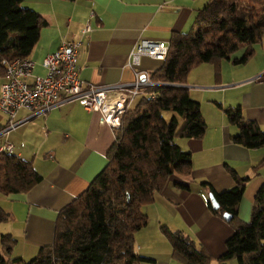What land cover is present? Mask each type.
<instances>
[{
	"label": "crops",
	"instance_id": "1",
	"mask_svg": "<svg viewBox=\"0 0 264 264\" xmlns=\"http://www.w3.org/2000/svg\"><path fill=\"white\" fill-rule=\"evenodd\" d=\"M209 1L25 0L24 7L40 12L47 20L29 55L36 62L31 79L46 74L44 58L68 37L83 42L80 77L87 84L133 82L136 71L151 73L164 64V60L145 55L139 65L131 66L137 42L141 38L170 42L174 32L192 28L197 12ZM88 21L92 30L83 32ZM228 65L222 61L203 63L192 71L186 84L195 89L190 94L201 103L208 127L201 138L176 139L192 152V175L188 179L173 177L156 194L154 202L144 206L149 223L137 233L136 247L155 262L139 264H182L173 255L162 226L184 231L213 256L214 263H220L218 259L226 252V241L235 233V227L211 210L210 190L203 182H209L217 191L233 188L236 181L231 169L241 178H249L239 217L242 222L252 217L255 197L264 185V164L260 165L264 147L248 148L237 143L234 136L239 128L228 120L225 108L241 105L246 118L256 120L264 130V59L252 70H236L225 79L223 72ZM0 77L4 78L2 72ZM29 115L27 110H19L15 120L20 124L0 138V143L14 144L13 153L31 162L42 175V180L27 192L9 196L0 193V205L10 213V234L17 237L14 255L24 259L29 252L38 256L43 245L53 244L60 211L105 169L117 131L101 123L100 112H89L78 101L64 102L47 115ZM7 123V115L0 110V127L4 129ZM179 181L189 188L181 187Z\"/></svg>",
	"mask_w": 264,
	"mask_h": 264
},
{
	"label": "trees",
	"instance_id": "2",
	"mask_svg": "<svg viewBox=\"0 0 264 264\" xmlns=\"http://www.w3.org/2000/svg\"><path fill=\"white\" fill-rule=\"evenodd\" d=\"M25 0H0V71L8 61L31 54L47 24L38 11L23 6ZM73 1V0H71ZM264 36V0H210L187 32H174L167 58L151 72L157 82L172 85L156 89L157 99L142 96L124 117L120 140L109 150V162L89 188L60 211L53 244L43 245L37 257L26 261L14 255L17 240L10 233L0 235V264H139L155 262L137 251L136 235L149 223L144 206L153 203L173 177L192 175V152L180 146L178 137L201 138L208 123L201 103L186 86L193 69L203 63L231 60L248 62L255 44ZM245 54L238 58L239 49ZM221 105V103H218ZM166 112L173 117L167 119ZM228 120L237 125V143L248 148L264 147V130L248 119L241 105L225 108ZM2 127H0V131ZM264 164V160L260 165ZM230 173L233 188L217 191L209 187L220 204L214 214L231 215L235 233L226 241V252L218 259L227 264H264V185L258 191L249 222H242L239 206L249 178ZM42 180L31 162L16 154L0 153V193L9 196L27 192ZM189 188L184 182H177ZM10 213L0 205V223ZM173 255L182 264H209L213 256L182 230L162 226Z\"/></svg>",
	"mask_w": 264,
	"mask_h": 264
},
{
	"label": "built area",
	"instance_id": "3",
	"mask_svg": "<svg viewBox=\"0 0 264 264\" xmlns=\"http://www.w3.org/2000/svg\"><path fill=\"white\" fill-rule=\"evenodd\" d=\"M91 15H94L92 12ZM92 30L88 21L83 32ZM81 39L64 37L59 48L49 53L43 60L46 68L44 76H35L36 62L30 58L18 57L5 65L0 96V110L7 115L8 123L0 131V138L15 129L20 121L15 117L19 110L29 112V117L47 115L53 108L67 101H78L89 112H100L101 123L116 131V142L124 130V117L139 97L150 96L157 99L156 89L172 85L157 82L148 71L135 72V80L129 83L96 85L87 84L80 77L79 54ZM170 43L163 40L141 38L131 53V66L139 65L143 56L165 60ZM14 144L0 143V153H12Z\"/></svg>",
	"mask_w": 264,
	"mask_h": 264
},
{
	"label": "rangeland",
	"instance_id": "4",
	"mask_svg": "<svg viewBox=\"0 0 264 264\" xmlns=\"http://www.w3.org/2000/svg\"><path fill=\"white\" fill-rule=\"evenodd\" d=\"M255 54L253 56V58H251L248 62L246 63H240V64H236L234 65L232 61H225L222 60V62H227V64H229V69H225V72H223L225 74V79H230V75H232L234 73V71L237 70V73H240V71L242 72H248L249 70H252L254 67H255V64L257 62H260V61H263L264 59V36H263V39L261 42H258L257 44H255ZM245 54V49L242 48V49H239L235 54H234V57H242L243 55ZM233 68H236L235 70ZM233 69V70H232ZM194 70V69H193ZM192 70V71H193ZM194 75L196 74L195 72L193 73ZM0 75H1V71H0ZM192 75V72L190 73L189 77H188V80H190V77ZM193 76V75H192ZM4 80L5 78H1L0 77V92H1V89H2V84L4 83ZM192 90H195L194 88H190V91ZM197 90H203V89H197ZM195 94V92H194ZM192 94V95H194ZM195 97V96H194ZM195 99V98H193ZM138 101V100H137ZM136 103V102H135ZM165 117L167 119H171L173 117V113L172 112H166L165 113ZM0 203L2 204V200L0 199ZM3 205V204H2ZM1 205V206H2ZM4 207V206H3ZM6 209V208H5ZM251 220V219H250ZM249 220V221H250ZM247 221V222H249ZM11 228L12 227V223L10 222V220H6L4 222H1L0 223V235L2 234H6V233H10L11 232ZM15 239H17V237L14 236ZM35 257L37 256H32L31 253L29 252L26 256H25V260L26 261H31L32 259H34ZM231 261V262H230ZM215 261H211V263L209 264H220V263H214ZM227 264H238L237 262V259H232V260H229L227 262Z\"/></svg>",
	"mask_w": 264,
	"mask_h": 264
},
{
	"label": "water",
	"instance_id": "5",
	"mask_svg": "<svg viewBox=\"0 0 264 264\" xmlns=\"http://www.w3.org/2000/svg\"><path fill=\"white\" fill-rule=\"evenodd\" d=\"M210 202L212 203V206L214 209H218L220 207V204L216 198V195L213 192L210 193ZM225 218L227 220H230L231 215L229 213H225Z\"/></svg>",
	"mask_w": 264,
	"mask_h": 264
}]
</instances>
